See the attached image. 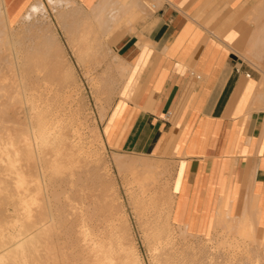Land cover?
<instances>
[{
    "label": "crops",
    "instance_id": "0c3cea01",
    "mask_svg": "<svg viewBox=\"0 0 264 264\" xmlns=\"http://www.w3.org/2000/svg\"><path fill=\"white\" fill-rule=\"evenodd\" d=\"M57 1L85 17L78 31L110 36L126 67L101 125L106 148L168 161L172 223L208 239L232 220L253 239L238 257L264 264V82L244 62L247 44L264 51V27L247 21L261 0Z\"/></svg>",
    "mask_w": 264,
    "mask_h": 264
},
{
    "label": "rangeland",
    "instance_id": "374dc122",
    "mask_svg": "<svg viewBox=\"0 0 264 264\" xmlns=\"http://www.w3.org/2000/svg\"><path fill=\"white\" fill-rule=\"evenodd\" d=\"M34 1L36 0H31L21 10H16V8L13 9L16 5L9 6L8 0H0V31H4L2 35L0 32V72L5 75L15 72L16 76L25 78V84L19 85L22 92L42 94V99L48 98L49 100L56 92H59L64 97L61 96L59 100L62 102L64 100L66 108L70 110L79 108V122H81L79 126L83 124V128L80 127L81 142L84 146L82 157L84 168L82 169H85L84 172L80 169L82 173H79L80 181L76 186L70 187L65 178L59 179L58 177L55 178L56 180L47 181L52 183L48 187V194L49 198L51 197L53 209H51V214H48L49 232L36 234L39 237L36 242L39 251H37L39 254L36 263H53L51 258L45 257L48 252L45 244L51 240L49 245L54 248L57 264H64L63 261L65 264L69 262L70 264H84L79 256L77 242L80 237L77 233L80 230L78 214L81 208L89 204L95 207L96 213L102 216L110 212L113 226L115 225V229L120 231V234L124 232L122 242L136 253L139 264H245L247 260L242 256L238 257V253L242 252L238 250V243L240 242L239 244L243 246L242 243L249 239L241 236L240 233L231 232L235 224L232 220H228L229 224H225L226 229H222L221 233L208 239L190 235L172 223L170 219L172 171L168 161L146 155L117 154L110 152L104 145L101 125L118 94L126 71L123 63L114 53L112 43L109 41L110 36L106 38L101 36L99 39L96 34L90 33L86 37L87 41L74 42L71 38H76L84 31V27H81L80 32H76L78 24L85 17L83 18V15H80L71 5L67 8L64 1L60 3L57 0H37L41 6L36 8L33 4L29 8ZM66 9L68 17L64 20L62 14L64 10L66 12ZM148 9H152L151 4L148 5ZM251 13L247 21L252 27L248 29L253 30L256 24L264 27V0H261L257 9ZM87 44H90L91 48L85 51V54L84 48ZM244 51L252 55L251 61L244 60L246 66L255 69L261 75L263 83L264 51L261 52L260 49L250 44L246 45ZM41 62L45 65H37ZM10 64L13 65L10 66ZM67 67H70L72 71L70 75L76 82L74 86H72L70 77L65 78ZM4 88L7 89L6 86ZM0 94H5V90L2 89ZM5 98L6 95L0 97V101ZM27 108L28 105L25 103H15L6 107L4 109L6 112L4 111L5 114L3 118L1 117L3 120L1 125L10 128L20 126L29 114ZM96 132L99 133L98 138L100 139L94 136ZM117 155L132 160L156 163L159 166L153 172L156 177H154L153 189L151 188L158 197V215L151 209L145 212L147 215H142L136 209L129 195V186L133 184L132 173L129 170L118 168L114 161ZM51 190L56 194H52ZM12 203V201L0 202V220L4 218L8 220L15 215ZM99 203L103 205L99 206ZM156 216L159 218L156 219ZM100 222V230L97 229L99 231L95 232L103 235L106 229V232L109 230L106 225L108 222L104 220ZM155 222H157V228L162 231L160 236L154 235ZM240 229L243 230V228ZM153 238L160 241L158 253L161 254L160 257L158 254V261L154 259L152 253ZM249 241L252 242L253 239ZM245 243L247 245L248 242ZM59 257L63 259L62 262ZM92 263L97 264L95 261Z\"/></svg>",
    "mask_w": 264,
    "mask_h": 264
},
{
    "label": "bare ground",
    "instance_id": "6f19581e",
    "mask_svg": "<svg viewBox=\"0 0 264 264\" xmlns=\"http://www.w3.org/2000/svg\"><path fill=\"white\" fill-rule=\"evenodd\" d=\"M40 6V2L36 1L35 7L38 8ZM4 18H6L5 22L7 24L6 13ZM83 29L84 31L81 32L82 34L79 33L80 30L78 32L76 31L79 35L74 39L72 37V41H87L86 37L90 33H94L93 27L91 26H85ZM0 32L2 35L4 31ZM6 38L10 39V37L7 36ZM90 48V44H87L86 48H84V52H87ZM12 65L13 64H10V66ZM37 65L44 66L45 63L41 62ZM71 72L70 67H67L65 72L67 76H65V78L68 79L70 77L72 86H74L76 82L70 75ZM24 82L25 78L16 76L15 72H11L10 75H5L0 72V91L2 89L5 90V94H0V97L6 95V100L0 101V202L7 203L12 201L15 213V215L8 220L5 218L0 220V263L2 264H37L36 260L39 253L37 254L36 242L39 237H37L36 234H46L49 232L50 224L48 222V214H51V209H53L50 201L51 197L49 198L48 194V187L49 185L51 186L52 183L50 184V182L47 181L58 177L59 179L65 178L66 183L69 184L70 187L76 186L80 181V174L82 173H80V169L84 168V164H82L84 146L81 142L82 136L80 137V127L83 128V124L79 126V123H81L79 122V108L72 110L66 108L64 100L63 102L59 100L62 96L59 92H56L51 100L48 98L42 99V94H35V92H22L19 85ZM4 86H6L7 89H5ZM15 103H25L28 105L27 110L29 114L27 119H23V122H21L18 127L10 128L5 125V127H3L1 125L3 122L1 117L6 112L4 109ZM94 136L98 138L99 133L96 132ZM114 161L119 169H126L132 173L133 184L129 186V195L136 209L142 215L146 214L145 212H148L150 209L158 215V197H156V192L152 191V187L154 177H156L153 175V172H155L154 170H157L159 166L156 163L132 160L122 157L121 155L115 156ZM51 192L52 194H56L55 191L51 190ZM101 205L99 203V206ZM104 207L103 209H105ZM107 207L108 206H106V209ZM58 217H60V215ZM78 217L80 225V230L77 232L80 236L77 239L79 244L78 250L79 256L82 258L84 264H93L92 261H95V263L97 262V264H139L136 253L131 247L126 246L122 242V234L124 232L120 234V231L115 229V225L113 226L110 212L102 216L96 213L95 207H91L88 204L86 207L81 208ZM157 217L158 216H156V219ZM100 220H104L106 223L108 222L106 225L109 230L106 232V229L103 235H100V232H95L99 229ZM94 221L95 224H93ZM225 223H228V220H225ZM104 229L105 228H103V230ZM154 229V235L160 236L162 231L157 228V222L154 224ZM49 242L47 241L45 244L46 250L48 249V254L46 253L45 257L51 258L53 261L52 264H57V257L53 251L54 248L49 245ZM152 242L153 257L158 261V243L160 241H158L157 238H153ZM48 245L51 248L48 247ZM65 255L67 256V254ZM77 256L78 254L76 257ZM59 258L62 262L63 259H61V257ZM63 262L65 264V261ZM66 262L68 261L66 260ZM67 264H70V262Z\"/></svg>",
    "mask_w": 264,
    "mask_h": 264
}]
</instances>
